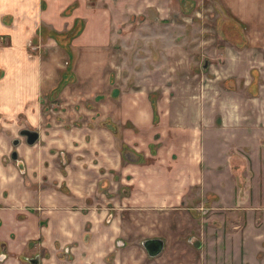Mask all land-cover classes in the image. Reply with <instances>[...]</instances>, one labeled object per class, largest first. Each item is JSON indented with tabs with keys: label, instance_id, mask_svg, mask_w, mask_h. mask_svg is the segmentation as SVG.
Wrapping results in <instances>:
<instances>
[{
	"label": "rangeland",
	"instance_id": "374dc122",
	"mask_svg": "<svg viewBox=\"0 0 264 264\" xmlns=\"http://www.w3.org/2000/svg\"><path fill=\"white\" fill-rule=\"evenodd\" d=\"M99 1L102 9L109 10L108 6L112 9L111 35L107 36L105 29L106 37L93 39L97 26L108 24L105 12L100 11V21L91 15V20L79 19L77 27L67 32L41 28L26 47L28 58L34 65L38 59L43 67L35 77L33 93L29 91L30 76L16 78L14 83L0 88L10 93L5 97L10 105L20 93L31 96V102L20 104L16 110L0 107V134L8 140L2 162L18 167L20 161L25 166L19 155L24 149L12 145L19 140L30 146L19 135L23 129L38 132L35 144L41 137L39 150L46 143L53 145L54 159H45V154L39 159L40 165L33 166L40 170L39 175L43 174L42 166L47 161H52V168L60 171L71 160L68 156L77 155L80 148L84 151L83 159L91 163L88 158L97 151L89 142L94 129H109L116 135L122 158L125 159L126 153H134L135 158L142 159L140 153L121 142L120 127L108 121L100 125L95 118L99 116L100 103L106 105L101 110L111 105L100 100L105 98L104 92L109 94L110 89L116 88L118 93L114 97L120 100L124 93L147 90L155 122L160 101V130L165 139L179 144V152L187 153L196 128L195 139L202 153L201 181L186 196L193 217L188 224L192 232L185 244L179 243L174 254L167 253L164 259L174 258L178 264H264V30H252L239 21L226 0H125L122 5L119 0H86V3L94 9ZM236 1L243 6L257 3V0ZM82 32L88 43L75 45V38ZM108 37L110 43L104 44ZM8 46L6 39L0 40V49ZM4 55L0 54L1 66L12 63ZM51 65L55 67L54 73ZM3 75L0 67V79ZM95 77L97 86L93 85ZM62 81L65 86L55 93ZM119 91L123 92L121 96ZM242 119L244 126L238 125ZM133 132L143 140L152 134L134 129ZM133 132L130 130L126 135L133 137ZM65 134L75 135V141L66 148L74 151L73 155L66 149L59 150L60 139L45 142L50 135ZM80 134H85L84 147H77L81 144L76 140ZM135 145L139 147L138 143ZM10 150L17 153V160L11 158L12 152L8 155ZM33 244L41 247L37 242ZM33 244L25 252L27 257L24 256L29 264H88L77 261L76 253L68 255V249L60 243L56 251L40 248L37 253L31 249ZM143 251L145 256L137 252L132 259L151 264L158 256L149 257ZM118 256H110L106 262L119 264L126 257L122 254L115 261Z\"/></svg>",
	"mask_w": 264,
	"mask_h": 264
},
{
	"label": "crops",
	"instance_id": "0c3cea01",
	"mask_svg": "<svg viewBox=\"0 0 264 264\" xmlns=\"http://www.w3.org/2000/svg\"><path fill=\"white\" fill-rule=\"evenodd\" d=\"M226 1L239 21L252 30H264V0H257L251 6H243L236 0ZM119 2L122 5L125 0ZM101 3L99 1L97 8L93 9L87 6L86 0H0V40L6 39L9 44L7 48L0 49L3 50L0 54L12 59L7 66L0 65L4 72L0 88L25 76L31 77L28 80L31 86L35 84V77L43 67L39 66L38 59L34 65L28 58L26 47L38 36L41 28L67 32L76 26L77 20L89 21V16L93 15L95 21H100V12H105L108 24L106 27L97 26L93 39L106 37L105 29L107 36L111 35L112 9L109 6V10L102 9ZM64 13L67 16H63ZM85 39L82 32L74 44L88 43ZM103 41L104 44L110 43V38ZM4 61L3 58L1 62ZM51 68L54 73L55 67L51 65ZM94 80L93 85L97 86L98 78ZM29 91L33 93V86ZM116 93V88L110 89L109 94L104 92L105 98L100 100L111 105L101 110L105 104L100 103L99 116L95 119L101 122L98 123L100 125L108 121L110 125L120 127L121 142L140 153L142 159L135 158L137 155L134 153H126L125 159L122 158L116 135L109 129H94L89 142L97 151L88 158L91 163L83 159L81 148L75 153L77 155L66 149L75 141L74 134L73 137L50 135L45 142L60 139L62 146L59 150L66 149L72 153L73 156H68L71 160L60 171H55L52 161H47L42 166L43 174L39 175L40 170L33 168L39 159L45 154V159H54L52 143H46L45 148L39 150L40 137L33 146L27 147L22 143L17 146L24 149L19 154L25 164V171L21 172L16 166L2 162L8 140L0 134V258L4 257L0 264H29L24 256L34 242L49 252L56 251V245L60 243L62 248L68 249V255L76 253L79 256L77 261L83 260L88 264H108L107 259L116 254L119 256L115 261L122 254L126 256L119 264H144L132 257L137 252L144 255L142 243L148 239L163 242L162 252L151 260V264H178L174 258L166 261L164 255L174 254V248L179 243L185 244L192 232L188 224L193 217L186 196L199 185L203 174L200 165L202 153L195 139L196 128L193 129L194 141L190 143L188 152H179V144L165 139L160 130V101L156 106L158 121L155 122L154 107L147 90L124 93L120 100L118 96L114 97ZM8 94L0 89L1 108L16 110L20 104L31 102L30 95L20 93L10 105L5 100ZM119 94L121 96L123 92L119 91ZM243 120L237 122L238 125L244 126ZM133 129L152 134L143 140ZM130 130L133 137L126 135ZM84 136L76 137L81 143L77 147L85 146ZM238 151L244 150L238 148ZM10 153L11 150L8 155ZM40 248L36 244L31 245L34 253Z\"/></svg>",
	"mask_w": 264,
	"mask_h": 264
},
{
	"label": "water",
	"instance_id": "95a60500",
	"mask_svg": "<svg viewBox=\"0 0 264 264\" xmlns=\"http://www.w3.org/2000/svg\"><path fill=\"white\" fill-rule=\"evenodd\" d=\"M19 135H20V137L26 138V143L30 146L34 145L39 139L38 132L33 131V130L23 129V130L19 131ZM18 142H19L18 140H14L12 143L13 146H17ZM11 158L13 160H17V153L15 151H13L11 153ZM17 168L21 172H23L24 166H23L22 162L18 161V167ZM142 245H143V248L149 257L157 256L159 253L162 252V249H163V242L159 239H148V240L144 241L142 243Z\"/></svg>",
	"mask_w": 264,
	"mask_h": 264
},
{
	"label": "trees",
	"instance_id": "16d2710c",
	"mask_svg": "<svg viewBox=\"0 0 264 264\" xmlns=\"http://www.w3.org/2000/svg\"><path fill=\"white\" fill-rule=\"evenodd\" d=\"M76 27H77V24H76ZM76 32H78V31H76ZM64 86H65V82L64 81L60 82L59 85L55 88V93H58L59 91H61ZM154 119H155V111H154Z\"/></svg>",
	"mask_w": 264,
	"mask_h": 264
},
{
	"label": "flooded vegetation",
	"instance_id": "af4514ba",
	"mask_svg": "<svg viewBox=\"0 0 264 264\" xmlns=\"http://www.w3.org/2000/svg\"><path fill=\"white\" fill-rule=\"evenodd\" d=\"M18 141H19V140H18ZM12 143H13V142H12ZM12 145H13V144H12ZM18 145H19V142H18ZM18 145H17V146H18ZM34 145H35V144H34ZM11 152H12V151H11ZM24 171H25V170H24ZM159 254H160V253H159ZM159 254H158V255H159ZM1 257H2V256H1Z\"/></svg>",
	"mask_w": 264,
	"mask_h": 264
}]
</instances>
